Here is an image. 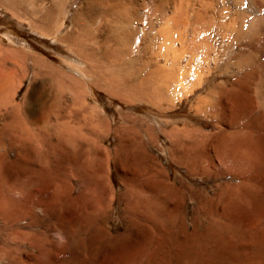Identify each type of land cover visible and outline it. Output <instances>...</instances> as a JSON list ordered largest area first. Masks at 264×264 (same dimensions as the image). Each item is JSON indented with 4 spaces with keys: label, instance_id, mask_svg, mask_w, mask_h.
<instances>
[{
    "label": "rangeland",
    "instance_id": "rangeland-1",
    "mask_svg": "<svg viewBox=\"0 0 264 264\" xmlns=\"http://www.w3.org/2000/svg\"><path fill=\"white\" fill-rule=\"evenodd\" d=\"M28 1L22 15L0 2V62H6L0 72L22 64L20 79L10 77L6 103L0 99V126L2 114L18 112L44 138L28 141L22 157L17 147L0 149L6 153L5 161L0 157L6 172L0 174V264H264V36L237 35L242 16L264 20L256 2L133 0V27L152 26L130 46L142 60L121 69L106 60V68L135 72L141 82L143 62H150L146 75L153 65L175 73L182 63L193 85L172 100H124L81 75L85 67L96 69L64 38L89 0L58 4L52 26L41 30L50 0ZM193 35L189 52L183 41ZM85 42L100 52L112 45L106 33ZM251 44L256 47L248 50ZM34 56L46 66L36 69ZM61 134L67 159L59 157L60 167L49 155ZM235 135L258 154V166L238 178L221 169L220 149ZM15 181L29 184L19 191ZM61 223L71 233L68 243L55 231Z\"/></svg>",
    "mask_w": 264,
    "mask_h": 264
},
{
    "label": "bare ground",
    "instance_id": "bare-ground-1",
    "mask_svg": "<svg viewBox=\"0 0 264 264\" xmlns=\"http://www.w3.org/2000/svg\"><path fill=\"white\" fill-rule=\"evenodd\" d=\"M28 0H0L1 4L3 3V5L5 4L7 6V8L10 9V11H14L19 13V11H22L23 13H28L29 11L27 10V7L25 8V4ZM30 1H36V0H30ZM43 2L44 0H39L38 2ZM57 1L59 3H57ZM65 0H50V2H48L50 5L48 8H46V11L44 13V15L42 16V18L40 19L41 23H42V28L40 27V30L43 28H47L48 26H52L53 21L55 18V13L58 7V4H64ZM219 1H225V0H219ZM235 2V4L240 5L241 0H232ZM257 4V9L264 11V0H254ZM29 2V1H28ZM39 4V3H38ZM167 4V1H166ZM169 4V3H168ZM129 6V7H128ZM182 6V5H181ZM37 7V6H36ZM42 8V7H41ZM182 8V7H181ZM178 10V9H177ZM176 10V11H177ZM180 10V9H179ZM188 10V9H187ZM178 12V11H177ZM187 12V11H186ZM136 13V12H135ZM15 14V13H14ZM20 14V13H19ZM17 14V15H19ZM177 14V13H176ZM22 15V14H20ZM183 15V14H182ZM30 16V15H29ZM168 16V15H167ZM20 17V16H19ZM170 17V16H169ZM188 17V15H187ZM31 18V17H29ZM173 18H176L175 16ZM171 18V19H173ZM180 18V17H179ZM234 18V17H233ZM39 19V18H38ZM135 19L141 20L140 17L138 18L135 15ZM188 19V18H187ZM249 16L245 15L244 17L242 16L241 18V23L242 26L239 29L237 35H242L243 31H248V34L251 32H255V33H262L264 36V20H260V19H256V18H252V20H248ZM181 20V19H180ZM231 20V19H230ZM75 22H76V28L74 31L68 32L67 34L64 35V38L66 41H68L71 45H70V49L72 50L73 53H75L84 63H86L87 65H89L92 68H95L96 71H93L92 69H87L85 67V69L82 71L81 75L88 78L89 82L92 85L98 86V87H104L105 89H107L110 93L112 94H117L119 97H121L124 100H129V98H133L134 97H149V96H154L157 95L158 97L160 96L161 98H166L169 100H172L173 98H179L180 96L183 95H187L188 92L190 91V86L189 84L193 85V83H189L188 82V71L185 68H182L181 66H179L178 64V55L177 53L174 51L173 53H176L173 57V60L171 62V65L174 66V64L176 65V63L178 64L177 67L173 68V71L175 73H172L171 69L169 68H165L164 66H158V65H153V69L151 72H149L148 74L149 77H147L146 73H144L145 71H143L146 66H148L150 64V62H143L141 63V68L139 69V71H137V74H141L140 77L142 79L141 82H139L138 78L135 77V72L133 74H124L122 72L116 71L114 72V70H109L107 69L106 65H105V61L108 60L113 64H116V66L121 69L124 66H130L133 67L136 63H138L141 59L140 56H135V54H133V48H131L130 46L133 47V42L138 38V36L140 34L145 35V31L143 29H148L151 30L152 26L149 23H145L142 26H136L133 27V0H111L108 1L107 3H102L99 0H89L87 2L86 7L79 13V15L76 16L75 18ZM55 23V22H54ZM183 23V22H182ZM176 24V23H175ZM181 24V22H180ZM229 24V23H228ZM168 26H170L169 24H167ZM186 25V24H185ZM233 26V25H232ZM38 27V26H37ZM165 27V26H164ZM188 27V26H187ZM53 28V27H52ZM166 28V27H165ZM171 28V27H170ZM169 28V30H170ZM184 28V27H183ZM168 29V28H167ZM174 29V28H173ZM164 32L165 30L162 29ZM174 31V30H173ZM172 30H170V32H173ZM47 32V31H45ZM151 32V31H150ZM177 32V31H175ZM186 32V31H185ZM103 33H106L108 35V37L111 40L112 45L106 47L103 51H98L97 47L90 45H86L87 43L85 42V40H94L97 39L98 37H100L101 35H103ZM161 33V32H160ZM188 33V32H187ZM161 35V34H160ZM164 35V34H163ZM162 35V36H163ZM165 35H167L166 38L167 39L169 37H171V35H169L166 33ZM252 35V34H251ZM194 36V35H193ZM243 36V35H242ZM164 37V36H163ZM186 36H184L185 38ZM253 37V36H251ZM140 38V37H139ZM175 38V37H174ZM62 39V38H61ZM172 39V37H171ZM188 39V38H187ZM250 39V38H249ZM170 40V38H169ZM179 40V39H177ZM244 40V39H243ZM248 40V39H247ZM252 40V39H251ZM155 40H152L150 45L152 46L155 42ZM175 41V40H173ZM171 42V44L176 43L175 42ZM196 38L195 36L193 38H191V42L188 44L187 41H183L184 47L186 46V50L190 49V51H194V43H196ZM205 41V40H204ZM256 41V40H255ZM165 42L164 40L162 41V43ZM168 42V44L170 43ZM182 42V40H181ZM254 42V41H253ZM252 42V43H253ZM167 44V42H165ZM172 44L171 48L174 47V45ZM179 44V43H178ZM207 44V43H206ZM170 45V44H169ZM252 46H248V50L251 47H256L254 46L255 44H251ZM176 48V47H175ZM194 48V49H193ZM244 48V47H243ZM174 49V48H173ZM178 48L177 46V51H181V49ZM184 49V51H185ZM8 50V49H7ZM161 50V49H160ZM14 51V50H13ZM21 51V50H20ZM168 52V51H167ZM243 52V51H242ZM241 52V53H242ZM247 52V51H246ZM5 53V52H4ZM2 54V56L7 55V54ZM21 53H24L23 51ZM26 53V52H25ZM186 53V51L184 52ZM211 53V52H210ZM20 54V53H19ZM182 54V53H181ZM238 54V53H237ZM240 54V53H239ZM18 56V54H16ZM26 55V54H25ZM139 55V54H138ZM165 55V54H164ZM163 55V56H164ZM169 55V54H168ZM1 56V55H0ZM13 56V55H12ZM21 57L22 54H20ZM19 56V57H20ZM183 56V55H182ZM218 56V55H217ZM7 57V56H6ZM262 58V57H261ZM2 58H0L1 60ZM11 59V58H10ZM34 61H35V65L37 66L36 69H38V67L41 66H46L45 64V60H43V58H40L38 56H34L33 57ZM166 59V58H165ZM253 59V58H252ZM25 60V59H24ZM23 60V61H24ZM168 60V59H167ZM180 60V59H179ZM17 61V60H16ZM15 61V62H16ZM19 61V60H18ZM17 61V62H18ZM181 61V60H180ZM209 61V60H208ZM256 62V61H254ZM260 62V61H259ZM1 66H4L3 64L6 62L1 61L0 62ZM47 63V62H46ZM107 63V62H106ZM109 63V62H108ZM166 63V62H165ZM250 63V62H249ZM26 64V63H25ZM33 64V63H32ZM252 64V63H251ZM250 64V65H251ZM255 64V63H254ZM110 65V64H109ZM182 65V63L180 64ZM51 66V65H50ZM12 66H10L11 68ZM17 67V66H16ZM34 67V66H33ZM167 67V66H166ZM252 67V66H251ZM250 67V68H251ZM2 68V67H1ZM8 68V67H7ZM6 68V69H7ZM15 68V67H14ZM22 64L20 69L17 67L16 70H11L9 71V69H7L8 71H6L5 69H2L1 76L4 81L0 82L2 83V87H0V99L2 102L6 101L7 98V94L9 92V82L10 81V77L11 80L18 78L17 76H19V71L22 70ZM210 68V67H209ZM34 69V68H33ZM43 69V68H42ZM41 69V70H42ZM45 69V67H44ZM49 69V68H48ZM57 69V68H55ZM164 69V70H163ZM40 70V69H39ZM151 70V69H150ZM46 71V70H44ZM43 71V72H44ZM252 71V70H249ZM41 72V71H40ZM23 73V72H22ZM39 73V72H38ZM46 73V72H45ZM49 73V72H48ZM174 74L175 76L172 75V79L167 78V81H163L162 83H151V79L153 78H162L165 77L167 75H171ZM144 74V76L142 75ZM34 75V74H33ZM254 75V74H253ZM23 76V74L21 75ZM190 76H192L190 74ZM189 76V77H190ZM201 76V75H200ZM20 77V76H19ZM202 77V76H201ZM22 78V77H21ZM196 78V77H195ZM20 79V78H18ZM17 79V80H18ZM140 79V78H139ZM192 79V77L190 78V80ZM145 80V81H144ZM195 80V79H194ZM1 81V80H0ZM19 81V80H18ZM138 81V82H137ZM155 81V80H154ZM13 82V81H12ZM15 83L17 81H14ZM13 82V83H14ZM200 82V80H199ZM198 82V83H199ZM237 82V81H236ZM240 83V82H239ZM235 84V83H234ZM11 85V84H10ZM221 85V84H220ZM223 85V84H222ZM246 85V84H245ZM244 85V87H245ZM248 85V84H247ZM12 86V85H11ZM15 86V84H14ZM195 86V85H194ZM249 86V85H248ZM115 88V90H113L112 88ZM237 87V86H236ZM15 88V87H14ZM79 88V87H78ZM250 87H248L249 89ZM76 89V88H75ZM210 89V88H209ZM217 89V88H216ZM247 89V90H248ZM263 91V90H262ZM79 92V91H78ZM225 92V91H224ZM217 93V91H216ZM230 93V92H228ZM227 93V94H228ZM264 93V91H263ZM77 94V93H76ZM213 94V93H212ZM250 95V94H249ZM74 96V95H73ZM203 96V95H202ZM205 96V95H204ZM251 97V96H250ZM181 98V97H180ZM207 98V97H206ZM236 98V97H235ZM254 98V97H253ZM253 98L251 97V100L254 102ZM256 98V97H255ZM155 99V98H154ZM227 99V97H226ZM249 101L250 98L248 97ZM8 100V99H7ZM11 100V99H10ZM220 100V99H219ZM12 101V100H11ZM251 102V101H250ZM250 103V104H253ZM6 103V102H5ZM211 103V102H210ZM255 103V102H254ZM204 104V103H202ZM240 105V104H239ZM13 107V106H12ZM234 110V109H233ZM1 111V108H0ZM200 111V110H199ZM3 120L1 126H0V149L1 148H6V146L9 147H17L20 151H19V156H21V153L24 154V150L27 149V142L31 141L33 139H38L40 138H44L41 134V131H36L38 130L37 127H31L29 125H27V121H25L22 117L21 114H19L18 112H14V113H5L2 114V118ZM231 119V118H230ZM263 124H264V117L262 119ZM64 124V123H63ZM59 126V125H58ZM44 127L46 129V124H44ZM57 127V126H56ZM235 127V126H234ZM48 128V127H47ZM191 128V127H190ZM260 129V128H259ZM46 131V130H45ZM44 133V132H43ZM62 133V132H60ZM41 134V135H40ZM47 134V133H46ZM59 134V133H58ZM86 134V133H85ZM189 134V133H188ZM57 135V134H56ZM88 136V135H87ZM90 136V135H89ZM220 136V135H219ZM264 135H262L263 137ZM210 137V136H209ZM61 135H58L57 137H55L54 139L51 140V144H52V151L51 154L49 155V157H51V159H54L58 162H60V158H65V160L67 159V155H66V149L63 147H60V145H62L63 142L66 141V138H64ZM264 138V137H263ZM40 139H38L39 141ZM74 140V139H73ZM68 141V140H67ZM247 140H243L238 136H234L230 141H228V143L226 145H223V148L220 149L221 152L220 154L223 156L224 158V165L221 168L223 170V172H228L229 174L235 175V178L241 177V174H246L250 171H253L255 169L256 166H258V163H256L257 159H258V154L256 152V149H253L248 143ZM101 143V142H100ZM225 143V142H224ZM206 144V143H205ZM126 145V144H125ZM130 145V144H129ZM100 146V145H99ZM210 148V147H209ZM181 150V149H180ZM1 151V150H0ZM24 151V152H23ZM216 153V152H215ZM6 153H1L0 152V157L2 158V160L5 161V156ZM102 153H100L101 155ZM99 155V156H100ZM107 155V154H106ZM44 156V155H43ZM110 156V155H108ZM217 156V155H216ZM22 157V156H21ZM20 157V158H21ZM60 157V158H59ZM220 157V156H219ZM221 158V157H220ZM110 159V158H109ZM108 159V160H109ZM107 160V159H106ZM22 161V160H21ZM196 162V161H195ZM61 165V163H58V165ZM56 164V166H58ZM59 165V166H60ZM64 170L67 173L68 168L67 165L64 163ZM192 165V164H191ZM213 165V164H212ZM23 166V165H21ZM214 166V165H213ZM263 166V165H262ZM49 167V166H47ZM55 167V166H54ZM61 167V166H60ZM13 168V167H12ZM22 168V167H21ZM59 167H57L58 169ZM70 168V167H69ZM191 170H193V167H190ZM8 169V168H7ZM56 169V168H54ZM60 169V168H59ZM73 169V168H72ZM218 169V168H217ZM3 170H5L3 168ZM23 170V169H22ZM53 171V170H52ZM4 171H0V174H5L3 173ZM17 172V171H16ZM50 172V171H49ZM72 172V171H71ZM10 173V172H9ZM19 173V172H18ZM52 173V172H51ZM56 173V172H55ZM14 174V173H13ZM20 174V173H19ZM54 174V172H53ZM58 174V173H57ZM56 174V175H57ZM21 175V174H20ZM19 175V176H20ZM15 176V175H14ZM26 178V177H25ZM1 179V177H0ZM9 182V181H8ZM15 182H19V181H15ZM25 182V181H23ZM29 182V181H27ZM248 182V181H247ZM14 183V181H13ZM12 184V183H11ZM19 185V191H21L20 189H25V183H18ZM29 184V183H28ZM27 184V185H28ZM59 184V182H58ZM184 184V183H183ZM31 185V184H30ZM11 186V185H10ZM14 186V185H13ZM12 186V187H13ZM17 186V185H16ZM15 187V186H14ZM18 187V186H17ZM16 189V188H15ZM22 189V191H23ZM26 192V191H25ZM3 194V193H2ZM5 194V193H4ZM17 194V193H16ZM21 194V193H20ZM4 196V195H3ZM2 196V198H3ZM36 196V195H35ZM113 196V195H112ZM165 196V195H164ZM25 197V196H24ZM105 197V196H104ZM34 198V196H33ZM1 199V197H0ZM4 199V198H3ZM2 199V200H3ZM6 200V199H5ZM22 200V199H21ZM29 200V199H28ZM23 202V201H22ZM8 203V201H7ZM169 203V202H168ZM29 204V203H28ZM32 204V203H31ZM30 204V205H31ZM19 205V204H18ZM30 205H28V209L27 211L29 213H32V209L29 208ZM8 207V206H7ZM6 208V207H4ZM14 209V208H13ZM6 210V209H5ZM3 213V212H2ZM1 213V214H2ZM28 213V214H29ZM37 213V212H36ZM49 214V213H48ZM1 216V215H0ZM11 216V215H10ZM31 216V215H30ZM42 216V215H41ZM20 217V216H19ZM33 217V216H32ZM61 217V216H60ZM17 218V217H16ZM26 218V217H25ZM34 218V217H33ZM42 218V217H41ZM40 218V219H41ZM24 219V218H23ZM31 219V218H30ZM58 219V217H57ZM60 219V218H59ZM187 219V218H186ZM12 220V219H11ZM44 220V219H42ZM51 221V220H50ZM187 221V220H186ZM10 222V221H8ZM44 222V221H43ZM12 223V222H11ZM63 223V222H62ZM61 223V224H62ZM7 224V223H6ZM59 224V226L55 227V231L57 233V235H59L62 239L66 240L65 243L70 242V238H71V233L68 231V229L66 228V226H64L65 224ZM13 225V224H12ZM24 226V225H23ZM20 227V226H19ZM74 227V226H72ZM12 228V227H11ZM3 230V228H2ZM22 230V229H21ZM28 230V229H27ZM14 231V230H13ZM25 231V230H23ZM22 231V232H23ZM29 231V230H28ZM42 231V230H41ZM10 233V232H9ZM13 233V232H12ZM25 233V232H24ZM23 233V234H24ZM32 233V232H31ZM30 234V233H29ZM183 234V233H182ZM10 236V235H9ZM8 236V237H9ZM19 236V235H18ZM27 236L30 237V235ZM32 236V235H31ZM18 238V237H17ZM28 238V237H27ZM45 238V237H44ZM50 238V237H49ZM24 241V240H23ZM26 241V239H25ZM46 242V241H45ZM22 243V242H21ZM26 243V242H24ZM63 242H61L60 244H62ZM64 243V244H65ZM34 244V243H33ZM6 246V245H5ZM67 246V245H66ZM12 247V246H11ZM24 247V245H23ZM32 247V246H31ZM29 246V248H31ZM34 247V246H33ZM32 247V248H33ZM4 248V247H3ZM31 248V249H32ZM49 248V247H48ZM64 248V247H63ZM179 248V247H178ZM19 249V248H18ZM42 249V248H41ZM46 249V248H45ZM61 249V248H60ZM12 250V249H11ZM16 250V249H15ZM26 250V249H25ZM20 252V251H19ZM23 252V251H22ZM27 252V251H26ZM193 252V251H192ZM16 253V252H15ZM63 253V251H62ZM61 253V256H62ZM181 252H179L180 254ZM186 253V252H185ZM190 253V252H187ZM35 254V252H34ZM177 254V253H176ZM32 255V253H31ZM181 255V254H180ZM186 254H183V256ZM188 255V254H187ZM192 255V254H190ZM178 256V255H177ZM182 256V258H183ZM8 257V256H7ZM179 257V256H178ZM9 258V257H8ZM16 258V257H15ZM19 258V257H18ZM22 258V257H21ZM37 258V257H36ZM14 259V258H13ZM20 260V259H19ZM19 261H17L18 264ZM176 262V261H175ZM16 262H14L13 264H15ZM30 264V263H29Z\"/></svg>",
    "mask_w": 264,
    "mask_h": 264
}]
</instances>
